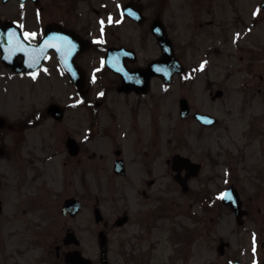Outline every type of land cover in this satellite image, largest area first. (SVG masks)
<instances>
[{
	"label": "flooded vegetation",
	"instance_id": "obj_1",
	"mask_svg": "<svg viewBox=\"0 0 264 264\" xmlns=\"http://www.w3.org/2000/svg\"><path fill=\"white\" fill-rule=\"evenodd\" d=\"M1 3L9 15L0 14L1 21L16 23L26 40L45 50L36 69L22 72L82 91V97L73 99L70 92L38 104L27 99L31 103L22 104L17 118L0 114V264H113V235L116 264H264V181L253 189L242 181H213L215 171L202 173L210 150L193 157L186 140L190 122L201 128L221 123L212 105L225 96L222 85L264 57V0ZM162 54L165 72L171 56L179 64L168 82L150 73V63ZM234 57L247 61L221 67L228 73L218 77L217 59ZM248 80L238 87L244 91L241 109L250 107ZM173 87L178 116L172 119L160 105ZM112 94L118 113H100ZM76 108L84 110L79 118L69 113ZM250 123L243 134L252 132ZM107 166L120 181H93L92 191L91 168L98 177ZM58 167L66 176L62 186L71 191L60 207L69 197L80 201L93 216L97 249L90 255L81 247L84 237L67 227L51 250L34 243L37 252L27 262L24 244L11 247V192L29 209L48 210L44 196Z\"/></svg>",
	"mask_w": 264,
	"mask_h": 264
},
{
	"label": "rangeland",
	"instance_id": "obj_2",
	"mask_svg": "<svg viewBox=\"0 0 264 264\" xmlns=\"http://www.w3.org/2000/svg\"><path fill=\"white\" fill-rule=\"evenodd\" d=\"M10 8V15L16 16L17 5L12 3ZM0 14L1 17L9 16L7 11H4L1 0ZM258 60L259 58L253 62L257 64L251 66L250 72L236 70L230 79L222 85L225 87V96L212 105L213 112L219 115L221 123L215 127L201 128L192 127L196 123L190 122V125H187L186 134L187 149L192 150L193 157H198V153L202 155L203 150H210L212 159L205 160V169L202 172L204 175L215 171L213 181L221 183L222 181H242L244 184L248 183L251 189L254 186L252 184L256 181H264V57L261 58L260 63ZM244 61L246 62L247 59L244 58L240 61L237 57L218 58V65L214 72H217L218 77H225L228 72L221 67L228 65L236 67L243 64ZM260 74L263 75V78H260ZM248 77L250 87H246L245 90L248 92L246 100L250 103V107L241 109L244 91L238 87H241V83ZM220 84L219 82L218 85ZM175 89L176 87H173L174 93L168 99L163 100L160 105V112L170 114L172 119L178 116L177 101L174 99ZM155 90H158L157 87ZM70 92L71 98L79 97L76 90H62L59 84L49 83L44 80V77L35 79L25 72H14L0 60V114L12 115L10 119L18 117L22 104L31 103L25 101L27 99L35 100L32 102L38 104L49 98L66 97V93ZM107 104V111L101 110L100 113H118L114 94L110 95ZM110 109L112 111H109ZM83 112L82 108L69 111L75 118H79ZM246 120L253 122L249 124L253 126V130L251 133L243 134V125L247 126ZM105 149V155L110 157L107 147ZM213 161H215V165H213ZM96 171L95 168H91L89 174L92 191L95 189L93 181H120L118 177L111 176L108 166L103 170H98V177H96ZM61 181L66 182V176L62 175L58 167L53 170L51 182L49 181L48 187L51 188V191L47 192V195L44 194L46 195L44 197L48 199V210L44 205H39L40 208L29 209L27 204H20L17 194L11 192L10 202L7 206L11 217L9 226L14 229L10 238L11 247L19 242L21 246L24 244L27 248L25 254L27 262L37 252L38 247H35L34 243H41L43 249L51 250L49 246L53 242V238H61L67 227L75 229L77 235L84 237L81 247H84L90 255H93L97 249L96 240L92 236L94 232L93 216L85 208L74 218L61 214L62 200L68 193H71L70 190L62 186ZM24 207L29 210L26 209L25 213H21ZM106 217L110 218L108 214ZM29 247H31L30 250ZM110 248L112 249V262L116 264L114 235Z\"/></svg>",
	"mask_w": 264,
	"mask_h": 264
},
{
	"label": "water",
	"instance_id": "obj_3",
	"mask_svg": "<svg viewBox=\"0 0 264 264\" xmlns=\"http://www.w3.org/2000/svg\"><path fill=\"white\" fill-rule=\"evenodd\" d=\"M8 23L7 22H0V27H4L6 26ZM16 30V29H15ZM20 36H5L3 34V32L0 33V50H1V59L5 62L6 65H12L13 68L15 70H23V69H27V68H34L36 66L35 61H33V63L31 65H28L27 63L25 65H23V63L21 61H16V57L18 55H24V57H26V59L30 60L33 59L36 55V49L33 50L32 53H26L24 52L25 49H23L25 47V42L22 41L21 38H19ZM158 37L160 38L161 36L158 35ZM26 46L28 47H32L35 48L33 45H29L26 44ZM166 55L163 54V56L155 61H153L150 65V73H159L161 75H164L165 73H163V67H164V63H167L166 59ZM37 57L34 59L36 60ZM169 64V62H168ZM79 208V203L76 199L73 198H68L65 200L64 205H63V211L66 212L67 210H72V213L77 211V209ZM74 210V211H73ZM102 244V242H101ZM104 247H102L103 250Z\"/></svg>",
	"mask_w": 264,
	"mask_h": 264
},
{
	"label": "snow or ice",
	"instance_id": "obj_4",
	"mask_svg": "<svg viewBox=\"0 0 264 264\" xmlns=\"http://www.w3.org/2000/svg\"><path fill=\"white\" fill-rule=\"evenodd\" d=\"M101 24H103V20L101 21ZM27 35H29V36H35L36 34L33 32V33H27ZM205 63H206V61H202L201 64H200V67L203 68Z\"/></svg>",
	"mask_w": 264,
	"mask_h": 264
}]
</instances>
